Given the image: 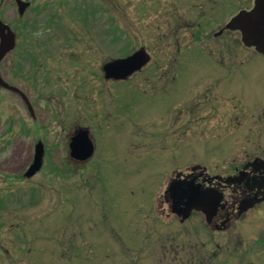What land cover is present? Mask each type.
Wrapping results in <instances>:
<instances>
[{"label": "rangeland", "instance_id": "1", "mask_svg": "<svg viewBox=\"0 0 264 264\" xmlns=\"http://www.w3.org/2000/svg\"><path fill=\"white\" fill-rule=\"evenodd\" d=\"M134 2L109 0L106 28L118 42L109 45L107 55L91 59L85 54L75 65L69 54L50 55L55 50L51 43V53H43L38 67L23 58L31 34L22 21L30 12L19 18L14 5L6 0L0 5L1 18L16 30L21 43L1 61L0 72L25 91L35 110L32 118L18 95L0 87V264H264V205L240 223L238 254L232 251L240 242L236 231L218 236L197 216L166 224L160 204L156 210L149 207L164 190L171 170L185 172L197 163L209 172L225 171L246 151L264 154V134L257 127L253 133L247 128L249 133H241L238 127L226 135L214 134L209 131L214 129L213 112L206 123L189 122L188 133L176 132L186 119L181 109L200 92L202 99L208 85L196 83L203 82V75H223L205 54L193 61L188 74L176 76L167 92L138 86L139 78L105 85L88 71L98 73L103 62L122 56V48L143 45L153 51L151 37L165 27L137 25L131 14ZM136 5L137 15L151 23L152 0H138ZM98 17L96 13L94 20ZM51 32L62 34L46 31ZM67 46L66 51H80L72 43ZM237 47L238 62L244 59L237 65L234 86L217 91V96L216 91L208 93L222 100L220 110L235 109L244 126L257 119L258 107L264 104V54L245 51L239 37ZM171 106L181 116L168 135L165 115ZM78 126L90 129L95 145L85 161L70 156V137ZM38 141L44 145L42 164L29 175L25 171ZM138 226L144 233L153 229V235L133 234Z\"/></svg>", "mask_w": 264, "mask_h": 264}, {"label": "flooded vegetation", "instance_id": "2", "mask_svg": "<svg viewBox=\"0 0 264 264\" xmlns=\"http://www.w3.org/2000/svg\"><path fill=\"white\" fill-rule=\"evenodd\" d=\"M6 1L15 6L19 18H22L28 12L31 14L22 21L23 26L31 34L29 35V40L25 41L23 58H27L28 63H33L35 67L41 66L40 58L44 57L43 53L45 51L51 53V43L54 45L55 50L50 55H57V53L69 54L73 58L71 59L72 63L76 65L81 62L85 54L88 55L87 58L91 59L100 55H107L109 45L118 42V37L115 35L111 36L106 28L108 22H110L109 0H95L100 2L102 6H97L94 0ZM136 1L138 0H135L131 14L135 17L134 20L137 25L141 27L155 25L157 30L160 27H165V31L157 32L151 37L153 51L143 45H138L136 49H130L131 47H128V49L122 48L124 50L121 53L122 56L111 57L103 62L98 73L87 68L88 71L98 75V81H103L105 85L110 82H125L139 78L140 83L139 85L137 84L138 86L148 87L154 92H167L173 88L176 76L188 74L192 70L191 64L193 61L198 60L201 54H205L223 71V75L219 73H214L213 76L208 75L207 77L203 75V82L198 81L196 83L200 86L205 83H208V85L204 87L202 99H200V92L198 98L194 99L191 104L188 102L181 109V113H185L186 119L176 132L181 134L188 133L187 125L189 122L206 123L211 120H206V118H209L211 116L210 112H213L215 114L214 122H212L214 129L209 131L214 134L223 133L226 135L236 131L238 127L242 128L241 133H249L248 131L253 133L252 129L257 127L259 132L264 134V104L258 107L256 120L253 121L251 119L246 121L244 126H241L239 124L241 115L237 114L235 109L229 110L228 113L220 110L223 105L218 102L222 100L209 96L208 93L216 91L217 96V91L220 93L222 89L231 90L234 86L232 83L237 75V65L244 59L243 57L238 62V37L240 45L245 51L251 49L258 54H263L253 46H247L243 42L239 30L230 24L234 15L239 11L250 10L254 5V0H152L155 11L151 16V23H144L137 15ZM3 2L4 0H0V5ZM237 4L241 6L236 10ZM62 7H66L62 11L63 14H61L60 10ZM96 13H99V17L95 21L94 16ZM6 23L10 26L8 22ZM73 23L75 25H72ZM10 28L14 33V45L7 51L5 57L13 54L15 49L21 45L17 38L16 30L11 26ZM52 29L58 30L62 34L56 36L52 34L54 32L46 33V31ZM44 30L45 32L41 34ZM121 37L124 38V36ZM45 42H50V44L44 45ZM70 43L80 48V51H66L65 48H68L67 45ZM99 45L101 50L96 47ZM93 46L97 49L96 51L93 50ZM84 48L85 53L83 52ZM138 49H144L150 55L145 65L126 78L115 79L105 76L103 70L105 63L115 58L126 57ZM240 53L244 52L241 51ZM244 54L246 56V53ZM74 59H77V62ZM149 64L153 65L149 67ZM69 87H71V83ZM19 90L22 91L25 98H22L21 94L16 91L10 92L22 99L30 116L34 118L35 110L29 96L21 88ZM27 101L31 105V109L28 108ZM206 108L209 109L208 112H206ZM179 112L180 110L173 112V107L171 106V110L165 115L166 133L168 135L174 132L175 118L179 119L181 116L178 114ZM103 122L106 123L108 121L105 120ZM98 126L100 127L99 124ZM79 128L81 126H78L73 131L72 137L83 131L79 130ZM245 128H247V132ZM85 132L88 138H92L89 128ZM240 159V161L231 162L227 170H220L219 172H209L199 164H191L187 171L176 172V174H173V170H171L164 190L156 195L157 199L149 207L156 210L160 204V207L165 211V213L161 211V216L165 218L162 221L166 224L172 222L174 218H177L180 222H185L197 216L202 220L206 229L217 233L218 236L220 232H228L229 235L230 233H236L235 238L240 242L235 247H232V251L238 254L239 250H242L237 248L241 245L242 240L239 233L240 223L249 216V213L253 211L259 212V208L264 205V154L246 151ZM189 190L200 193V202L196 203L187 199L186 196H189ZM213 197L214 201L212 202ZM195 206H199V209H195ZM187 207L193 209L190 216L183 221L182 212ZM135 229L133 234L140 232L142 236H145V234L153 235V229H149V233L142 232V230L146 229L140 228V226ZM233 231L236 232L233 233ZM137 237H139L140 241L144 238L141 236ZM260 237L258 239L261 241ZM216 246L220 247V244L216 243ZM217 247H214V249H217ZM214 254L216 256L218 253L215 251ZM238 264L243 263L238 261ZM248 264H255L254 260H250Z\"/></svg>", "mask_w": 264, "mask_h": 264}, {"label": "water", "instance_id": "3", "mask_svg": "<svg viewBox=\"0 0 264 264\" xmlns=\"http://www.w3.org/2000/svg\"><path fill=\"white\" fill-rule=\"evenodd\" d=\"M21 11V9H20ZM230 24L239 29L245 44L254 46L257 50L264 53V0H255L254 7L247 11L242 10L237 13L231 20ZM14 45V33L10 27L0 19V61L4 57L7 51H9ZM149 60V54L144 49H138L132 54L113 59L104 64L103 70L106 77L115 79L126 78L128 75L139 69ZM0 86L7 89L19 91V89L9 83H7L0 75ZM25 98V97H24ZM28 103V101H27ZM29 108H31L28 103ZM71 154L79 159H85L89 157L93 152V144L87 138L85 132L78 133L73 137L71 141ZM43 145L41 142L35 146L34 159L28 168V173L33 174L41 166ZM175 187V186H174ZM189 201L196 203L200 202V193L192 192L189 190V196H186ZM214 197L212 198V202ZM198 209V206H195ZM190 207L185 208L182 212L183 218L190 215Z\"/></svg>", "mask_w": 264, "mask_h": 264}]
</instances>
